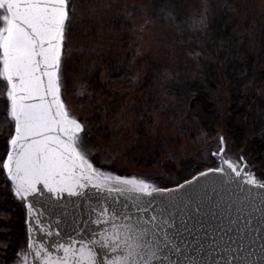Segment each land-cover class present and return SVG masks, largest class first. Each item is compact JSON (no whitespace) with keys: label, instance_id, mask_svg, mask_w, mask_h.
<instances>
[{"label":"snow or ice","instance_id":"obj_1","mask_svg":"<svg viewBox=\"0 0 264 264\" xmlns=\"http://www.w3.org/2000/svg\"><path fill=\"white\" fill-rule=\"evenodd\" d=\"M79 7L86 24H73L77 13L73 0H0V81L6 85L5 119L10 128L0 165L15 197L27 202L28 211V253L18 252L17 264H29V255L32 264H264V199L255 207L252 200L246 204L241 201V210L246 206L248 214L237 215L235 221L230 218L228 225L219 223L210 233L202 217L217 214L202 202L178 195L185 185L175 189L158 187L142 178L123 177L95 167L90 153L83 148L85 124L70 114L62 99L65 74L71 68L70 58L65 56L68 33L78 32L85 40L95 41L104 36L105 28L111 31L117 24L123 27L124 22L138 19L146 8L155 9L157 15L166 13L170 23L181 31L201 33L205 39L202 46L211 39L207 36L210 8L221 17L231 13L219 31L223 33L232 23V31L240 34L230 37L233 44L243 45L257 32L264 34V27L258 28L248 19L247 6L228 0H165L162 5L145 4L143 0H81ZM186 9H191L192 15L184 18ZM190 55L195 60L202 53ZM240 75L249 80L243 89H249L255 78H249L247 72ZM155 90H163L167 96L163 83ZM260 93L264 99V86ZM194 95L189 88L181 93L179 99L185 105L180 121H174L172 127L188 120L199 125L195 113L200 112L201 105L193 103ZM114 108L104 105L96 111L106 119ZM260 110V105H253L254 114ZM260 118L264 120V116ZM179 135L187 136L188 131L181 128ZM217 140L218 151L212 155L218 157L219 164L200 175L216 174L228 183H237L233 175L242 178L241 166L225 155V137L218 136ZM244 184L249 187H241V192L264 190V183L251 174ZM89 189L93 191L86 194ZM65 194L88 201L86 211L74 216L75 235L67 240L60 231L53 233L52 223L41 218L44 212L37 207L41 201L29 200L43 197L50 210L51 206H59L52 202L61 201ZM234 222L237 226L230 227ZM33 231L57 239L38 242L32 238Z\"/></svg>","mask_w":264,"mask_h":264},{"label":"trees","instance_id":"obj_2","mask_svg":"<svg viewBox=\"0 0 264 264\" xmlns=\"http://www.w3.org/2000/svg\"><path fill=\"white\" fill-rule=\"evenodd\" d=\"M143 2L162 5L165 0ZM228 3L247 6L248 19L254 21L258 28L264 27V0H228ZM147 10L152 29L158 36L156 52L153 50L149 55H138L132 49L119 52L117 47L111 53L110 50L99 52L97 58L95 55L83 60L82 64L78 63L81 64L80 82L91 97L86 104L89 111L84 114L88 142L105 141L107 148L111 146V150H119L129 163L150 171L160 164L168 147H173L180 140L191 142L222 121L223 132L233 147L238 151H254L255 160L264 165V120L260 118L264 116V99L260 93V87L264 86V34L257 32L243 45L233 44L230 37H239L240 34L232 31V23L223 33L219 31L231 13L221 17L218 11L210 8L207 36L211 39L206 46H202L205 39L201 33L181 31L170 23L166 13L157 15L155 9ZM240 10L244 11L243 8ZM190 15L191 9L183 13L184 18ZM126 25L127 22H124L125 28ZM120 27L117 24L112 30L116 32ZM120 34L122 32H119L118 41L123 48H127ZM215 49L221 50L217 52ZM196 51L202 55L194 60L190 54ZM95 58L97 63H91L96 61ZM76 61L82 62V57H77ZM85 72L89 76H85ZM242 72H247L249 78H255L246 90L243 84L249 83V80L241 77ZM115 74L122 80H115ZM129 79L131 82H124ZM161 83L168 89L167 96L163 90H155V86ZM186 88L195 92L193 103L201 105L200 112L195 113L200 123L196 125L188 120L172 127L174 121H180L185 102L179 96ZM104 105H115V108L106 119H101L102 114L96 109ZM253 105L261 106L259 114H254ZM121 109H124L123 113H120ZM121 120L124 122L121 123ZM109 128L112 130L105 131ZM181 128L188 131L187 136L179 135ZM8 131L9 124L1 112L0 134ZM120 134L124 136V141L117 143ZM3 228L0 223V253L7 243ZM1 259L0 255V264Z\"/></svg>","mask_w":264,"mask_h":264},{"label":"rangeland","instance_id":"obj_3","mask_svg":"<svg viewBox=\"0 0 264 264\" xmlns=\"http://www.w3.org/2000/svg\"><path fill=\"white\" fill-rule=\"evenodd\" d=\"M73 3L77 4V13L73 24H86L87 21L84 20L79 7L81 0H73ZM128 3H132V0H128ZM147 11L146 8L138 19L130 23L127 22L126 28L124 26L120 27L116 32L105 28L104 36L95 41L85 40L78 32L67 34L65 56H69L70 62L74 64L73 67L71 66L70 71L65 74L62 99L65 101L70 114L85 124V129L87 121L84 114L89 111L86 104H89L91 97L89 92L84 91L83 85L80 82L82 76L80 69L81 64L84 63L83 60H89V58L95 57V55L97 58L99 52L107 53L110 50L111 53L117 47L119 52L121 50L127 51V49H132L134 54L137 53L138 55H149L153 50V52H156L159 45L157 43L158 36L152 29V21L148 18ZM119 32H122L120 36H122L123 41L125 39L124 42L127 48H123L122 43L118 41ZM68 48H95L96 51L69 53L67 51ZM77 57H82V62H74ZM97 61L98 59L91 63H97ZM84 75L89 76L86 72ZM116 77V74L113 75L115 80L117 79ZM118 80H122L121 77ZM132 80L134 81V79ZM133 83L135 84L136 81ZM5 87V82L0 81V113L2 112L6 118L7 101ZM130 87L134 88V86ZM6 122L8 125L9 121L7 119ZM9 135L10 128L8 133L0 134V158H4L6 155V142ZM81 135L85 137L83 148L90 153L89 159L95 167L123 177L142 178L158 187L166 188L178 186L201 172L217 167L219 160L218 157L212 155V152L218 151L217 137L224 136L226 139L225 155L240 164V170L244 172L246 179L251 174L259 183H264V165L257 162L258 159L255 160L254 151H238L233 147L232 142L223 132L222 121L213 130L191 142L180 140L173 147H168L160 164L150 171L139 169L137 166L132 165L123 157V153L119 150H111V146L107 148L105 141L90 140V144L86 134L82 133ZM123 141L124 136L120 134L116 142L120 143ZM110 152L112 153V157H110ZM11 189V183L5 177L2 165H0V223L4 227L2 231L7 235V243L2 247V252L0 253L2 264H17V253L19 252L21 255L27 253L25 201L17 199Z\"/></svg>","mask_w":264,"mask_h":264},{"label":"water","instance_id":"obj_4","mask_svg":"<svg viewBox=\"0 0 264 264\" xmlns=\"http://www.w3.org/2000/svg\"><path fill=\"white\" fill-rule=\"evenodd\" d=\"M209 170V169H208ZM207 170V171H208ZM204 171V172H207ZM241 177H235L233 179L237 183H228L225 177H221L216 174H210L207 177H203L200 174L195 175L189 180L179 184L178 186L171 187L172 189L178 188L180 185H185L186 187L181 190V193L178 195H183L184 199L191 200L194 202H202L207 208L211 209L212 212H215L217 215L212 217L210 215L203 216L202 219L205 222V227L211 233L213 227L219 223L229 224V219L231 218L235 221L237 215H247L250 211L246 206L241 210V201L252 200L254 207L258 205L259 202L264 199V190L255 189L251 190V194L248 192H241V187H249L244 184L246 180L245 174L242 170ZM5 174V173H4ZM5 177L7 178L6 174ZM9 181V180H8ZM10 182V181H9ZM11 183V182H10ZM239 184V187H238ZM93 190H86V194H90ZM40 200L41 204L38 205L39 211L44 212V216L41 217L46 222L52 223L51 230L53 233L60 231L65 240L68 239L69 235H75L72 231L73 228V219L75 217L81 216L86 211V206L88 201L83 197H68L67 194L64 195L61 201H53V205L50 210L45 206L43 197H29L30 201ZM27 202L25 201V229H26V245L28 243V211L26 207ZM59 221V224L55 222ZM48 223L44 225L47 227ZM232 228H235L236 223L229 225ZM242 227V225H240ZM34 240L38 242H51L57 237L54 235L52 237H45L44 233L37 234L36 231H33L31 234ZM235 238V236H233ZM227 239V237H225ZM247 243V242H246ZM258 247V245L253 246ZM28 253V249L26 247ZM99 251V250H97ZM251 251V249H249ZM29 264H32V256L29 255ZM253 259L256 257L253 256Z\"/></svg>","mask_w":264,"mask_h":264}]
</instances>
